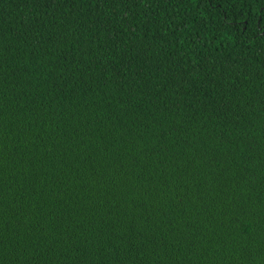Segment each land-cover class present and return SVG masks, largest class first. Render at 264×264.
<instances>
[{"label":"trees","instance_id":"obj_1","mask_svg":"<svg viewBox=\"0 0 264 264\" xmlns=\"http://www.w3.org/2000/svg\"><path fill=\"white\" fill-rule=\"evenodd\" d=\"M0 264H264V0H0Z\"/></svg>","mask_w":264,"mask_h":264}]
</instances>
